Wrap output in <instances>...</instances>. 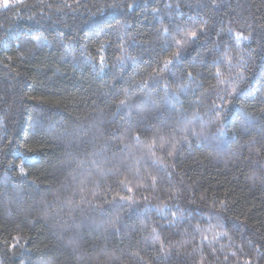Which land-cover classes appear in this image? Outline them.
<instances>
[{
	"label": "trees",
	"instance_id": "obj_1",
	"mask_svg": "<svg viewBox=\"0 0 264 264\" xmlns=\"http://www.w3.org/2000/svg\"><path fill=\"white\" fill-rule=\"evenodd\" d=\"M0 264H264V0L0 7Z\"/></svg>",
	"mask_w": 264,
	"mask_h": 264
},
{
	"label": "snow or ice",
	"instance_id": "obj_2",
	"mask_svg": "<svg viewBox=\"0 0 264 264\" xmlns=\"http://www.w3.org/2000/svg\"><path fill=\"white\" fill-rule=\"evenodd\" d=\"M18 3H21V0H0V7L7 8V7L10 6V4H18ZM191 36L193 38H195L197 36V33L196 32H192ZM169 63H171V61H169ZM121 103H123V102H121ZM121 199H127V197H121ZM15 246L16 245H13V247H15Z\"/></svg>",
	"mask_w": 264,
	"mask_h": 264
}]
</instances>
